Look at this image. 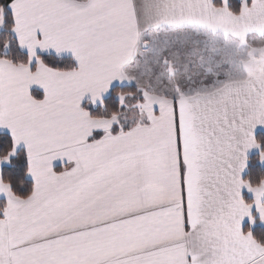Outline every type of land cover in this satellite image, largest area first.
<instances>
[{"label":"snow or ice","instance_id":"6c2138e0","mask_svg":"<svg viewBox=\"0 0 264 264\" xmlns=\"http://www.w3.org/2000/svg\"><path fill=\"white\" fill-rule=\"evenodd\" d=\"M0 264H264V0H0Z\"/></svg>","mask_w":264,"mask_h":264}]
</instances>
